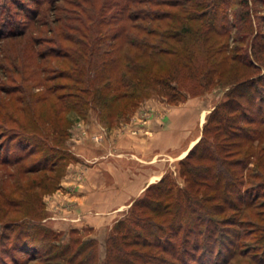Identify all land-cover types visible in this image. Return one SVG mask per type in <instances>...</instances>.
<instances>
[{"label":"trees","instance_id":"1","mask_svg":"<svg viewBox=\"0 0 264 264\" xmlns=\"http://www.w3.org/2000/svg\"><path fill=\"white\" fill-rule=\"evenodd\" d=\"M35 2L36 18L17 29V80L30 100L11 128L17 155L0 156V222L17 225L14 264H264V0ZM180 85L191 94L228 86L179 161L184 185L167 171L103 241L34 220L26 195L59 184L70 111L113 122L150 90L178 102ZM38 109L40 122L27 124ZM7 237L0 230V248Z\"/></svg>","mask_w":264,"mask_h":264},{"label":"crops","instance_id":"2","mask_svg":"<svg viewBox=\"0 0 264 264\" xmlns=\"http://www.w3.org/2000/svg\"><path fill=\"white\" fill-rule=\"evenodd\" d=\"M139 109L129 119L110 126L109 136L97 132L98 140H94L88 134L78 133V138L71 135L72 151L79 159L68 168L76 170L83 166L85 175L71 179L65 176L61 182L62 188L68 185L70 190L60 196L62 202L74 201L77 205V209L61 208L69 224L85 225L97 232L110 230L146 187L172 170V162L184 157L183 153H187L201 136L202 128L200 133H193L197 120L191 122L197 108L170 107L168 114L156 117L151 116L147 108ZM206 115L204 112L201 127ZM98 124L106 132V127ZM106 139L110 150L102 151L107 146ZM113 174L118 175L117 180L113 179Z\"/></svg>","mask_w":264,"mask_h":264},{"label":"rangeland","instance_id":"3","mask_svg":"<svg viewBox=\"0 0 264 264\" xmlns=\"http://www.w3.org/2000/svg\"><path fill=\"white\" fill-rule=\"evenodd\" d=\"M258 8V13L264 14V4L258 5ZM36 11L37 3L35 2V0H0V147L4 146L0 156L11 157L17 155V129L11 128H13V125H15V122H13V120L17 122V107L26 105L25 102L30 100V90L27 89V83H23L19 79L17 80V77H19V75L17 74V65L19 64V61L17 60V29L24 28L28 23H31L32 20L36 18ZM47 17H45L44 21L48 23L49 17ZM230 18L231 20H233L234 16L231 15ZM256 22V27L261 28L264 31V22L259 20H257ZM45 26L43 28L49 27ZM47 35V31L42 34V36ZM22 88H24V91H22V93L20 91H17V89L21 90ZM180 88L182 89V93H184V97H181V99L176 103H172L168 101V99L163 95L158 94L154 90H150L147 96H145L137 104V106L133 108L128 113V115L125 116V118H121L113 122H107V118L104 117V115H102L101 113L99 114L97 110L91 109L86 116L74 110L70 111V113L68 114L69 136L67 137L65 142L66 145L62 150V152H65L66 154L68 152V155H66L67 163L64 169L63 166H61L62 170L60 173L61 179L59 184L50 191L46 189H37V191L28 190L26 195L28 198V203L26 202L25 208L35 218L34 220L39 221L43 225L53 228L57 231L64 232L65 238H68L71 235V233H69V230L76 229L82 237L97 236L100 241H103V239L111 229H104L97 232L85 225L75 227L68 223L66 216H64V213L61 212V208L66 210L77 209V205L75 206L73 204L74 201H70V204H68L67 202H62V195H64L65 192L70 191L68 185L62 188V179L65 176H68V178L71 179L75 176L81 178L85 175L83 166H81L82 168L77 167L76 170L73 168H68V165L70 163L78 161L79 159V156L72 151V141L70 140V138L72 137L71 135H75L77 137L78 133L88 134L90 136L92 135L90 138L94 140H98V135L96 134L97 132H102V135L109 136V127L112 125L115 126L119 124V122L129 119L132 115H135L136 111L139 109V106V111H141L143 107L147 108V110L150 111L151 116L155 117L159 115L161 116L165 114V112L168 114V108L170 107L178 108L179 106H181L184 109L185 107L187 108L192 106L193 108H197L198 110L194 117H192L191 122L196 123L197 120L196 129L193 131V133H200L202 128L200 123L201 119L204 118V112L205 114H208V110L211 107L213 108V106L217 102L225 97L228 86L216 85L213 88L199 94H191L189 92V88L182 85H180ZM38 90L40 89L34 88L32 91L36 92ZM42 111L45 112L44 109L41 110V112ZM38 114L39 109L37 111L30 110L26 115H24V121L30 125H33L35 122H40L36 118ZM98 122L103 124V127H106V132L102 130L101 125H99ZM168 125L169 122H167V126ZM81 130H85V133ZM105 142L107 143V146H104L105 148L102 149V151H109V140L106 139ZM100 145L102 146V144ZM112 147L115 148L116 146ZM57 154L59 155L61 154V152L58 151ZM186 154V152L183 153V155ZM179 161L180 159L173 161L172 164L174 165V167L168 172H170V180L172 182H176L179 186H182L184 185V180L180 175ZM6 168H8V170H13L11 166H8ZM6 173L7 171L5 172V174ZM112 177L114 180H117L118 175L113 174ZM13 180L14 178L12 177L3 180L1 184L2 189H4L3 191L9 190L11 188L10 186L12 185ZM117 182L118 181H116V183ZM72 189L75 190L74 186L72 187ZM56 204H59V208L56 207ZM127 211L123 216L126 215ZM1 224L2 223L0 222V225ZM0 230H3L5 234L9 236V238L7 237L5 239V243L7 244L5 245V247H1L0 250L6 251L5 253H3L4 257H6L9 264H14V258L17 259V248L12 247L10 241L13 240L14 236L17 235V225L13 224L12 226H9L7 224H2ZM72 234L77 235V233ZM19 256L23 257V255Z\"/></svg>","mask_w":264,"mask_h":264}]
</instances>
